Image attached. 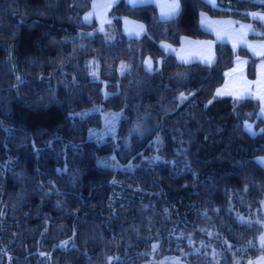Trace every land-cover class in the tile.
<instances>
[{"label": "trees", "instance_id": "trees-1", "mask_svg": "<svg viewBox=\"0 0 264 264\" xmlns=\"http://www.w3.org/2000/svg\"><path fill=\"white\" fill-rule=\"evenodd\" d=\"M91 2L0 0V264H146L155 243L158 257L178 255L188 264H248L264 255L261 104L215 93L236 56L249 58L250 79L258 59L216 42L213 65L182 64L158 44L213 39L200 27V12L264 32L249 16L264 11V2L180 0L179 14L162 20L152 4L120 0L110 11L113 41L84 22ZM123 15L143 22L147 34L125 36ZM92 56L106 97L90 77ZM147 56L161 60L153 72L144 67ZM121 61L129 72L118 73ZM100 104L124 111L118 140H88L101 114L77 112ZM146 114L151 129L126 144ZM246 123L259 132L249 134ZM158 135L162 162L134 171L97 163L115 154L140 164ZM69 239L74 247L58 246Z\"/></svg>", "mask_w": 264, "mask_h": 264}, {"label": "crops", "instance_id": "crops-1", "mask_svg": "<svg viewBox=\"0 0 264 264\" xmlns=\"http://www.w3.org/2000/svg\"><path fill=\"white\" fill-rule=\"evenodd\" d=\"M120 0H92L90 8L84 13L83 20L87 24H96V32L102 34L107 40L113 41L117 31L114 27V18L110 11ZM130 6L154 5L158 10L160 19L173 18L181 11L180 0H125ZM179 3V10L172 12V5ZM210 5L218 6V0H206ZM252 14L264 16L262 12L252 11ZM87 17V19H86ZM121 21L122 33L130 38H141L147 34L143 22L128 16H118ZM264 24V20L255 19ZM200 27L209 32L213 39H200L189 36H182L180 45L174 46L166 41H160V48L166 53L174 55L178 62L188 64L198 62L211 66L216 62L215 44L225 42L234 48H244L248 53L258 59L256 65V76L254 79L248 77L249 58L236 56L231 68L224 72V83L216 89V96L231 97L234 99L251 98L260 102V117H264V33L254 27L251 22L240 21L232 17H212L206 12H200ZM94 32H91L93 34ZM160 59L154 61L149 56L144 60V67L147 71L153 72L160 67ZM150 62V66H149ZM246 126V124H245ZM254 128V124H253ZM246 129V128H245ZM255 129V128H254ZM256 130V129H255ZM257 131V130H256ZM248 132V131H247ZM251 134L250 132H248ZM252 135V134H251ZM257 162L264 167V155L256 158ZM264 213V201L261 205ZM264 232L258 239L259 245L264 248ZM248 264H264V255H260L249 261Z\"/></svg>", "mask_w": 264, "mask_h": 264}, {"label": "rangeland", "instance_id": "rangeland-1", "mask_svg": "<svg viewBox=\"0 0 264 264\" xmlns=\"http://www.w3.org/2000/svg\"><path fill=\"white\" fill-rule=\"evenodd\" d=\"M262 2V0H260ZM260 12V11H259ZM264 13V11H261ZM261 22V21H260ZM262 23V22H261ZM263 24V23H262ZM260 31V30H259ZM264 33L263 31H260ZM86 65L89 67V74L92 80L102 82V88L101 91L106 97L109 92L106 88V81H104L100 75V62L99 59L96 56L89 57L86 60ZM123 66V67H122ZM131 70V64H129L127 61H121L117 67V71L119 74H125ZM183 94V98L181 96ZM179 95V99L181 101H184L187 99L188 95H185L184 93H181ZM103 105H95L93 107L84 109L82 111H78L77 114L81 116H86L90 113L93 112H99L101 114L100 117V125L98 126H92L88 130V135L87 138L88 140H93L98 143L105 142L107 139L112 138L114 140H118V133H119V128L121 124V120L125 117V113L123 110H111V109H102ZM264 119V117H263ZM151 122H150V117L149 115H145L142 120L136 122L133 124L129 130V134L126 138V144H129V136L131 134H136L138 136H143L145 135L150 129H151ZM250 126V128L248 127ZM246 130L250 132L252 135H256L259 131H256L253 128V123H246L245 126ZM163 142V138L158 135L155 138L154 142V149L153 152H151L150 155L144 156L142 163L140 164H135V163H128V164H123L116 156L115 154H110L107 156H100L98 158V165L102 167H109L113 169H122V170H127V171H134L137 168L143 166V165H152L156 164L158 162L164 161V158L160 154L159 148H161V144ZM189 243L192 244L193 240L188 239ZM76 244L73 241V239L69 240H64L61 241L58 246L61 248H70L74 247ZM158 244L155 243L152 246L151 249V256H150V261L147 262L146 264H188L184 259L181 258V256H175V255H162L158 257L157 253L159 251L158 249Z\"/></svg>", "mask_w": 264, "mask_h": 264}, {"label": "snow or ice", "instance_id": "snow-or-ice-1", "mask_svg": "<svg viewBox=\"0 0 264 264\" xmlns=\"http://www.w3.org/2000/svg\"><path fill=\"white\" fill-rule=\"evenodd\" d=\"M141 2H145V0H141ZM209 2H212V0H209ZM262 2H264V0H262ZM215 6V5H213ZM179 10V3H175L174 5H172V12L175 13L176 11ZM254 19H260V20H264V16H261L259 14H252ZM87 19V17H86ZM149 66H150V62H149ZM123 67V66H122ZM182 98H183V94H181ZM250 128V126H248ZM262 241H264V238H262ZM41 255H43V253H41Z\"/></svg>", "mask_w": 264, "mask_h": 264}]
</instances>
